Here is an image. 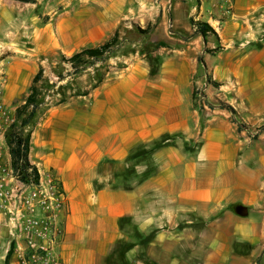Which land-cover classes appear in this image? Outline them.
Returning <instances> with one entry per match:
<instances>
[{
  "label": "crops",
  "instance_id": "crops-1",
  "mask_svg": "<svg viewBox=\"0 0 264 264\" xmlns=\"http://www.w3.org/2000/svg\"><path fill=\"white\" fill-rule=\"evenodd\" d=\"M198 1L144 0L180 48L135 51L34 121L28 160L66 198L64 264H264V0Z\"/></svg>",
  "mask_w": 264,
  "mask_h": 264
},
{
  "label": "rangeland",
  "instance_id": "rangeland-1",
  "mask_svg": "<svg viewBox=\"0 0 264 264\" xmlns=\"http://www.w3.org/2000/svg\"><path fill=\"white\" fill-rule=\"evenodd\" d=\"M146 10L144 0H0V150L3 162L9 164L23 183L30 179H21L20 172L13 169L8 151L7 136L12 129L17 128L26 136L45 109L92 87L102 79L109 65H122L124 57L128 58L135 51L180 48L178 36L170 33L168 36L174 40L156 41L151 35L152 19L148 23L144 21ZM149 18L154 16L149 15ZM100 22L113 27L98 40L95 30ZM197 22L204 21L188 19L194 32H197ZM206 23L216 33L212 25ZM168 31L189 36L177 26H167ZM210 35L213 33L207 32L205 36ZM111 39H115L114 44L96 58L73 57ZM39 68L37 113L21 127L20 122L27 113L16 119V110L28 95ZM9 89L14 94L10 93V100H6ZM259 127L264 128V124ZM258 128L252 132L257 133ZM1 237L6 243L10 240L7 236ZM9 259L11 250L3 264H8Z\"/></svg>",
  "mask_w": 264,
  "mask_h": 264
},
{
  "label": "built area",
  "instance_id": "built-area-1",
  "mask_svg": "<svg viewBox=\"0 0 264 264\" xmlns=\"http://www.w3.org/2000/svg\"><path fill=\"white\" fill-rule=\"evenodd\" d=\"M231 3L224 0L225 13ZM29 179L23 183L3 162L0 150V232L10 239L5 251L7 255L11 250L8 264H64L56 248L65 194L51 173Z\"/></svg>",
  "mask_w": 264,
  "mask_h": 264
},
{
  "label": "trees",
  "instance_id": "trees-1",
  "mask_svg": "<svg viewBox=\"0 0 264 264\" xmlns=\"http://www.w3.org/2000/svg\"><path fill=\"white\" fill-rule=\"evenodd\" d=\"M196 31L199 33L203 38L205 37L207 32H215L206 22H197L196 23ZM115 39H111L110 42H106L105 44L97 47V48H88L84 49L78 54H75L73 57L77 58L81 55H86L87 57L96 58L100 56L105 51H108L110 46L114 44ZM161 45V44H159ZM41 78V68H39L38 72L33 76L30 87L29 93L26 96L23 104L17 108L16 110V119H19L25 113V118L20 122V126L24 127L28 124V122L34 118L37 113V95L38 89L36 87V82ZM230 111H233L229 105H224ZM30 108V110H28ZM29 143H30V131L23 136L21 131L17 128H14L10 131L7 136V146L9 155L11 157L12 167L13 169L20 172L21 179H26L31 177L33 180H36L38 177L37 168L30 164L28 160V151H29ZM9 255V254H8ZM9 256H7L6 260Z\"/></svg>",
  "mask_w": 264,
  "mask_h": 264
},
{
  "label": "water",
  "instance_id": "water-1",
  "mask_svg": "<svg viewBox=\"0 0 264 264\" xmlns=\"http://www.w3.org/2000/svg\"><path fill=\"white\" fill-rule=\"evenodd\" d=\"M235 212H236V214L239 215V216H246V214H247V209H246V207H244V206H236V207H235Z\"/></svg>",
  "mask_w": 264,
  "mask_h": 264
}]
</instances>
